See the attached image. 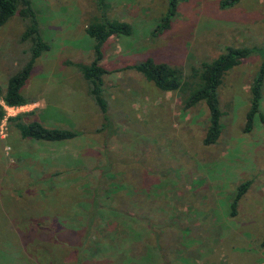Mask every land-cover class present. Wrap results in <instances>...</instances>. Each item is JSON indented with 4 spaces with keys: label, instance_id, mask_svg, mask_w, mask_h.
Returning a JSON list of instances; mask_svg holds the SVG:
<instances>
[{
    "label": "rangeland",
    "instance_id": "374dc122",
    "mask_svg": "<svg viewBox=\"0 0 264 264\" xmlns=\"http://www.w3.org/2000/svg\"><path fill=\"white\" fill-rule=\"evenodd\" d=\"M29 1L48 48L20 88L25 104L4 109L0 119V264H73L75 258L77 264H152L143 242L152 245L154 228L168 217L185 229H156L158 264H264V0H177L168 27L157 34L151 31L167 0H102L108 19L131 28L101 47L106 122L76 66L93 58L84 27L99 18L98 1ZM28 23L15 12L0 26V96L28 60L30 41L20 39ZM227 46L253 51L221 77L219 134L209 145L201 142L208 122L202 101L185 108L177 92L161 91L126 67L152 58L186 76ZM261 62L260 106L244 131ZM18 114L23 122L77 135L58 142L21 138L8 120ZM98 181L110 194L106 200L121 203L125 214H147L137 218L151 226L135 223L141 242L123 239L132 219L115 218L106 205L89 213ZM244 181L248 187L230 216V200ZM37 218L42 223L30 227Z\"/></svg>",
    "mask_w": 264,
    "mask_h": 264
},
{
    "label": "trees",
    "instance_id": "16d2710c",
    "mask_svg": "<svg viewBox=\"0 0 264 264\" xmlns=\"http://www.w3.org/2000/svg\"><path fill=\"white\" fill-rule=\"evenodd\" d=\"M98 1V9L100 11L99 18H95L91 23L84 27V32L93 39V58L88 63H77V68L80 70L83 79L88 84V93L91 96L94 104L96 105L101 118L104 122L108 121L107 118V105L102 91V77L107 72L100 64L102 58L101 47L103 43L108 39L109 36L113 35L119 37L121 35H128L131 31L129 23L125 21H119L117 19H108L105 15L107 4L102 0ZM236 0H224L221 1V5L233 3ZM177 0H167L166 10L163 15L158 17L157 24L152 29L151 33H159L166 29L169 25L170 17L176 11ZM18 13L21 17L27 18L29 23L24 28L20 35L21 40L30 41V50L28 60L24 65L16 71L14 74L9 76L6 80L4 90L1 93L0 99L5 106H21L25 104V100L20 94V88L28 77L34 59L39 55L40 52L46 50L48 45L41 39L39 35L34 14L31 9L29 0H0V26L12 16L13 13ZM253 49L246 47H233L227 46L224 51L220 53L216 58L210 61H202L198 68L192 67L188 75H182L181 71L174 66H171L165 62L156 61L152 58H146L138 63L128 65L127 68L133 69L140 73L146 80L150 81L156 88L161 91H175L179 94L182 99L183 106L185 108L191 107L194 104L202 101L208 111V122L205 128L204 136L201 140L202 144H212L219 134V116L220 110L218 108L217 93L216 89L221 81L222 75L226 70L239 64L243 58L248 57ZM263 73V63L259 65L252 85L250 87L251 97L249 100V107L245 114V122L243 130L247 131L251 127V120L254 113L257 112L260 106V89H261V78ZM21 114L11 116L8 118L17 129L21 138H28L32 140H41L46 142H58L66 139H70L77 135L76 131L63 129V128H49L45 127L36 120H30L23 122ZM4 117V109L0 104V119ZM110 121V120H109ZM105 125V124H104ZM59 172V171H58ZM57 172V173H58ZM92 195L90 198V211L89 213L93 216L95 213L100 212V209L107 206L109 212L115 216V218L126 217L130 220H134L133 226H126L124 241L127 243L142 241V237L138 235V227L135 226L136 222H141L144 226H151L152 224L149 219L137 218L147 214L133 213V216L125 214L127 208H124L121 203H117L114 199L108 201L110 196L109 192L105 188V185L98 182L92 184ZM248 187V182L244 181L236 186L230 203H229V215L233 216L236 214V203L240 196L245 192ZM117 188V187H116ZM111 190V189H110ZM126 204V201L125 203ZM123 204V205H124ZM139 209V207L137 206ZM181 215L182 213H178ZM38 219V220H37ZM31 219L34 224H30V227L40 225L42 222L39 218ZM115 220V219H114ZM112 220V222H114ZM160 220V219H159ZM166 225L160 224L157 228H154L153 239L154 242L151 245L148 241L143 242V245L152 250V264H158L161 255V236L156 232L163 230V227H174V230H184L179 224V220L175 221L172 217L166 218ZM161 221V220H160ZM116 223H118L115 220ZM119 223H122L119 221ZM156 224L154 225V227ZM31 229V228H30ZM145 228L143 227L142 230ZM64 230V229H62ZM147 228L146 231H148ZM136 231V233H135ZM48 234V232H47ZM54 234V233H53ZM43 235V233H42ZM57 237L58 234L56 233ZM30 238V237H29ZM147 240L149 237H146ZM57 239V238H56ZM61 240V238L59 237ZM62 245H65L64 241H60ZM61 244H58L61 246ZM260 247H264V235L259 243ZM40 247H43L40 245ZM45 248V247H43ZM80 249L79 247L77 248ZM73 264H77V259L73 260Z\"/></svg>",
    "mask_w": 264,
    "mask_h": 264
},
{
    "label": "built area",
    "instance_id": "2783aa9c",
    "mask_svg": "<svg viewBox=\"0 0 264 264\" xmlns=\"http://www.w3.org/2000/svg\"><path fill=\"white\" fill-rule=\"evenodd\" d=\"M1 105H2V107H3V109H11V108H13L14 106H5L3 103H0Z\"/></svg>",
    "mask_w": 264,
    "mask_h": 264
},
{
    "label": "crops",
    "instance_id": "0c3cea01",
    "mask_svg": "<svg viewBox=\"0 0 264 264\" xmlns=\"http://www.w3.org/2000/svg\"><path fill=\"white\" fill-rule=\"evenodd\" d=\"M236 229H237V231H240V230H239V227H237Z\"/></svg>",
    "mask_w": 264,
    "mask_h": 264
}]
</instances>
